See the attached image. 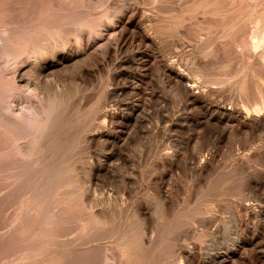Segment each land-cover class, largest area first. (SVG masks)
<instances>
[{
    "label": "rangeland",
    "instance_id": "rangeland-1",
    "mask_svg": "<svg viewBox=\"0 0 264 264\" xmlns=\"http://www.w3.org/2000/svg\"><path fill=\"white\" fill-rule=\"evenodd\" d=\"M15 1L0 0V5L16 4ZM36 1L29 0V4L26 2L17 3V11L13 14L12 11L11 13L0 11V15L3 13L2 17L8 19L7 21L18 26L23 24V29L26 27L25 31L23 30L25 33L23 32L24 34L17 43L21 54L9 59V56L1 53L0 48V102L8 106L15 105L20 110L23 109L22 112L25 115H33L36 112V107L43 105L45 96L49 92L52 94L56 89L58 91L64 88L66 96L63 98L61 110L63 114L66 113L65 116L71 115V118L66 116L68 119L64 140L66 143L64 142L65 145L60 150L37 148V151L34 150V154L27 157L15 154L14 146H10L12 145V130L10 131L9 128L5 130L4 126H0L4 132L2 144L5 141L3 150L0 151V157H2L0 159V264H186L183 251L189 250L190 247H192L195 256L203 260H207V257L216 254L215 252L225 253L227 243L228 245L230 243L231 247L233 246L230 241H232L236 226L232 225V221L239 215L244 216L240 207L241 200L247 201L248 199V201L256 202L257 194L264 193V158L253 153L254 151H251L250 148L254 144V146L264 144V130L254 132L255 136L252 135L254 139L251 138L250 133L246 132L224 136L217 146L218 152L211 159L212 167L205 170L206 173L205 171H202L201 174L193 172L188 166L186 158L189 152L198 151L200 144L209 140V133L201 126L198 127L189 121L181 120L180 117L185 114L196 113L194 110H184L180 106L183 103L180 95L164 86L165 88H162L161 91L167 98L166 105L161 106L156 102L151 104L144 115V124L148 128H132L127 140L120 143V146H116L109 170L95 175L94 167L110 153V147L106 145L105 140L93 132L108 122L107 120L105 122V118L98 112L104 108L114 107L115 101H124L127 97L126 93L119 96L109 94L110 87L114 85L112 76L116 70L113 60L102 61V52L98 48H94L92 58L75 64L76 66L60 69L57 74L55 72L54 75L46 77V81L39 82L42 89L38 86L39 90L36 88L31 92L19 90L20 86L23 88V85L16 82V72L23 67L30 74L37 66L38 57V59L50 57L51 54L62 51L65 47L81 45L79 37L77 38L75 32L72 31L74 25L70 22V17L79 16L85 12L84 9L87 7H89L88 16L86 15L85 19L82 17L85 24L83 29L91 34L103 32L105 25L113 22L114 17L110 15L111 9L120 6L137 7L140 9V13H144L141 16L144 15V22L147 23L149 29H158L155 30L156 32L153 29L149 30L151 33L154 32L156 53L158 52L164 57L167 56L168 59H171L175 52H177L176 54L181 53L179 61L183 67H187L186 65H189L194 57L204 61L212 58L215 63H212L213 65L208 63L212 72L209 76L223 78L229 94L227 101L233 105H239V103L241 105L242 98L235 87L236 81L243 76L246 68L254 67V71L261 72L259 73L261 76L264 75V70H262L264 66L257 58L259 52L264 49V40L255 49L246 46L248 39H257L255 30L259 24L264 23V0H248L249 4L247 0H90L88 1L90 6L85 7L66 4V0ZM55 2H62L61 4L64 2L65 4L63 7L55 6ZM78 4H86V2ZM196 16L198 17L196 18ZM175 17L180 19V21L177 19L179 25L174 24ZM32 18L37 19L38 22H33L35 19ZM42 19L49 21L47 20L46 23ZM256 21L259 23L257 24ZM37 23L38 25H36ZM30 24H34L35 27L31 28ZM171 24L172 26H170ZM228 26L232 28L229 32L226 31ZM3 27L0 25V37L5 35ZM196 28H198L197 31ZM179 29L183 34L179 33ZM204 32L206 33L204 34ZM7 39H9V35ZM176 42L177 44L180 42L181 45L178 46L175 44ZM175 45L178 48H173L176 47ZM129 52L130 50H127L124 53L130 54L131 52ZM124 53L122 52V54ZM220 58L225 59L220 60ZM227 58L228 60H226ZM215 66L216 68H214ZM230 66L231 69H229ZM85 69L89 70V74L84 73ZM159 70L156 67V72ZM213 71L217 74H214ZM199 73H194L196 75L193 74L194 77L202 78ZM221 73L224 74L221 75ZM122 79V82L126 79L127 82L130 81L129 78ZM249 82L248 89L250 86L252 88L253 84V82ZM139 83L140 91H144L147 86L142 81ZM251 88L248 97L252 100H260L259 93H256L258 91H255L256 87L252 91ZM14 89L16 94L7 97L9 91H14ZM17 91H19L18 94ZM20 92L22 96L19 94ZM232 100L234 101L232 102ZM101 105L102 108H100ZM28 106L29 108H27ZM5 111L6 109H4ZM179 111L180 114H177ZM98 122L101 123V126ZM91 124L92 127H90ZM85 132L90 134H85ZM259 134L262 136L260 137ZM92 137L94 138L92 139ZM174 149L179 150L177 152L183 160L177 166L170 168L163 160L165 152ZM33 159H38V162L36 163V160ZM162 189H165L164 191L168 194L167 199L171 207H169L168 215H162L161 209H159L161 208L159 201L161 202L162 194L165 193ZM169 197L171 198L169 199ZM107 203H110L111 207ZM103 204L107 208H104ZM207 204H210L212 210L201 211ZM70 205L71 208L66 211L65 217L56 225L57 227H49L46 230L40 228V226H44L42 222L44 214L50 210H60ZM131 209L134 211L142 209L147 219L146 223L150 224L132 223L133 218L131 217L134 211ZM117 211L119 212L117 213ZM113 217L115 221L112 219ZM261 217H251L249 221L251 223L259 221L264 229V216ZM67 225L68 227H66ZM236 229L241 230L242 226L238 224ZM262 232L264 233L263 230ZM118 234L122 240L118 238ZM127 238L134 240V245L132 243L125 245L123 242ZM244 251V260L242 261L244 264H260L255 259L251 248H247L245 254ZM227 263L236 264L232 259H228Z\"/></svg>",
    "mask_w": 264,
    "mask_h": 264
},
{
    "label": "bare ground",
    "instance_id": "bare-ground-1",
    "mask_svg": "<svg viewBox=\"0 0 264 264\" xmlns=\"http://www.w3.org/2000/svg\"><path fill=\"white\" fill-rule=\"evenodd\" d=\"M28 1L29 0H16L15 1L16 4L15 3H12V5H11L9 3L10 6H8L9 4L8 5L7 4L6 5H0V11L6 12V13H9V12L11 13V11H12V14H13L15 11H17V8H18L17 7V3H22V2L23 3H25V2L28 3ZM31 1H35V0H31ZM37 1H40V0H37ZM53 1H55V0H53ZM66 1H67L66 4L67 3L68 4H73V5L75 4V6H79V7L90 6L89 5V2H88L90 0H66ZM84 1L86 2V4H81V5L78 4L80 2L83 3ZM208 1H210V0H208ZM249 2L250 1H248V4H249ZM252 2H254V1H252ZM34 3H33V5L36 6ZM61 3L55 2L54 4H56L55 6H62L63 7V4H65V3L64 2H63V4H61ZM245 3H247V2H245ZM33 5H31V6H33ZM66 6H68V5H66ZM88 8L89 7H87V9H84L85 12L82 11L83 13L80 14L79 16L77 15V16H72V18L70 17V22L74 25V27H73L74 30H72V31L75 32V35H77L76 36L77 38L79 37V40H80L79 42L81 43V45L78 44V45H75V46H70L69 48H66L65 47V48H63L62 51H58V52H55V53L51 54L50 57H42L40 59H38L39 58L38 57L37 58V60H38L37 66L34 69V71L32 70L33 71L32 73H30V74H29V72L27 73V71H26L27 69L26 68L24 69L23 67L20 68L16 72V82L23 85V88L20 86L19 90L21 89V90H23L25 92H31V91H33L36 88L38 89L39 82L46 81V79H47L46 77H49L50 75H54L55 72L57 74L59 72V70L62 69V68H65V67H68V66L73 67V66H76L75 64H80V63L88 60L89 58H92V50L94 48H98L100 50V52H102L101 53L102 54V61H105L106 59L113 60V62L116 65V70H115V72L113 73V76H112V79L114 81V85L112 87H110L109 94H113V95H118L119 96V95H121L123 93H126L127 94V97H125L126 99L124 101H119V100L115 101L114 107H111L110 106L111 108H104L100 112H98V113H100L99 115H101L102 117L105 118V122H106V120L108 122L105 123L102 128H100V126H101L100 124L101 123L98 122V124L100 126L98 124L97 125L99 126L100 129H97L96 128L97 130L96 131H93V132L97 133V135L101 139L103 138L105 140L106 145L108 147H110V153L107 154L102 161H100L99 163H97L96 167L93 166L94 167V171L93 172H94L95 175L97 173L102 172V171L109 170L110 163H111V159L113 160L112 157L114 156V151H115L116 146L117 145L120 146V143H123V142H125L127 140L128 135H129V133H130V131H131L132 128H134V127H140V128L141 127L142 128L143 127H147L144 124L145 123L144 115L146 114V111H147L148 107L151 104H153L154 102H156V103L160 104L161 106L166 105L165 103H167L166 102L167 101V98L164 96V94L161 91V89L162 88H165V87H168L171 91H174V93L176 92V93H178L180 95L179 97H181L182 100H183V103L180 106H182V108H184V110L185 109H190V111H193L194 110L195 113H196V114H193L194 113L193 112V113H190V114H185V116L180 117L181 120L187 121V122L189 121V123L191 122L192 124H194V125H196L198 127L199 126L203 127L204 130L208 131L209 136H210V137L208 136L209 137V140L204 141V142H202L200 144V148H199L198 151H195V152L191 151V152H189V154H188V156L186 158V159H188L187 160V162L189 163L188 166L190 167V169L193 172H196V173H200L201 174L202 171H205V170L207 171V169L209 170L210 167H212V165H210L211 164V159H212V157H214V155L216 154V152H218L217 151V148H218L217 146L220 144V142L224 138V136H226V135L228 136L229 134H232V133H236V134L238 133L239 134V133H245V132L246 133H250L249 135H251V136L252 135L255 136L253 134L254 132H257L259 130L260 131L261 130L262 131L264 130V75H263L264 72L262 74L263 76H261L259 74L261 72L258 73L256 71H254L255 68L253 67V65H251V67H253L254 69L253 68L252 69L246 68L247 69L246 72L235 83V87L238 89L239 96H240V98H242L241 99V101H242L241 102V105H240V103H239V105L238 104H234L233 105V104H231V102H228L227 101L229 99V94L227 93V88L225 87L227 84L224 83L223 78H221V77H210L209 76V74L212 73V72H211V69L208 66V63H210V64L213 63L212 58H210L211 60L204 61V60L196 59V57H194L192 59L191 58V55H190V58L192 59L190 61V64L189 65H186L187 67H183L182 64H180V61H179L180 58H181V53L180 54H176L177 52H175L173 56L171 55L172 57L170 56L171 59L166 58L167 56L166 57L162 56V54H159L158 52L156 53V50H155L156 47L154 46L155 45V41H156L155 38H154V34H153L154 32L152 31L153 33H151L149 31V30H152L153 28L149 29V27L146 25L147 23L145 24V22H144L145 19H143V16L144 15L141 16L144 13H140V9H138L137 7L136 8H132L130 6H126V7L125 6H120L119 8L111 9L110 15H111V17H114L113 22L107 23L105 25L106 27L104 28L103 32H101V33L96 32L97 34H91L89 31L86 32L83 29L84 28V25H85L84 24V19H85L84 17L88 14ZM161 11H163V10H161ZM89 12H90V10H89ZM157 12H160V11H157ZM2 14L0 15V25H3L5 27V28L3 27V29H5L4 34L6 36L5 35H3V36L1 35L0 40L2 39V42H0L1 43V47L0 48L2 50L1 53L9 56L10 57L9 59H11V58L16 57L20 53L19 49L17 48V43L20 41L19 38L22 36V34L25 33L24 32L25 31L24 29L26 27L24 26L25 28L23 29V26H22L23 24L21 26L20 25L18 26L15 23H11V22L7 21L8 19L7 20L4 19L2 17ZM12 14H9V15H12ZM177 14H178V12H177ZM184 16H186V15H184ZM197 17L198 16H196V18ZM172 18L174 19V17H172ZM183 18H185V17H183ZM177 19H179V18L177 17L175 19L176 22L174 24L179 23L180 19H179V21ZM258 19H259V17H258ZM42 20L46 21V23H47V20L48 19H42ZM10 21H11V19H10ZM35 21H37V19H35L33 22H35ZM33 22H31V23H33ZM256 22H257V24L259 23L258 21H256ZM167 23H168V20H167ZM190 24H193V23H190ZM195 24H197V23H195ZM211 24H213V23H211ZM33 25L30 24L31 28H34L35 27ZM36 25H38V23ZM43 25H44V23H43ZM177 25H179V24H177ZM170 26H172V24ZM37 29H38V27H37ZM180 29H179V33H182V32H180ZM231 29H232L231 26H228V28L226 29V31L229 32ZM153 30L155 31V30H158V29L155 28ZM159 30H161V29H159ZM192 30H190V31H192ZM197 30H198V28H196V31ZM163 33H164V31H163ZM205 33L206 32H204V34ZM255 34H256V37H257L256 40L255 39L254 40L248 39L247 42H246V46L249 47V48H252V49H255L264 40V23L259 24V27L255 30ZM8 35H9V39H7V36ZM184 37H185V35H184ZM214 39H215V37H214ZM210 41H211V39H210ZM210 41H209V44H210ZM219 41H222V40H219ZM177 42L175 44H177ZM182 42H184V41H182ZM179 44H180V42L177 45L179 46ZM186 47H188V46H186ZM173 48H178V47L176 46V47H173ZM225 49H226V46H225ZM229 49H230V47H229ZM127 50H130L131 53L130 52H129L130 54L124 53ZM175 51H177V50L175 49ZM122 52L124 54H122ZM254 53H255V51H254ZM255 55H252V56H255ZM220 57H222V56L220 55ZM223 57H224V55H223ZM257 58L259 59V62L264 66V49L261 52H259ZM224 59L220 58V60H224ZM226 60H228V58ZM231 61H232V59H231ZM187 63H189V62H187ZM214 63H215V60H214ZM217 63H219V62H217ZM254 63H255V61H254ZM248 64H249V62H248ZM217 65L219 66V64H216V66ZM216 66L214 68H216ZM156 67L158 68V70L160 69L159 70L160 72L159 71L156 72ZM231 68L232 67L230 66L229 69H231ZM233 69H235V68H233ZM239 70H238V72H239ZM262 70H264V69H262ZM83 71H84V73L89 74V72H88L89 70L87 71L85 69ZM196 72H198V73L200 72L199 74L202 75L201 76L202 78H196V77H194V75H195L194 73H196ZM213 72H214V74H217V73H215V71H213ZM214 74H212V75H214ZM223 74L221 73V75H223ZM122 78L123 79L124 78H129L130 81L127 82L126 81L127 79H126L123 82H127V83H123L121 81ZM227 80H228V78H227ZM249 80H251L250 82L251 83L253 82L254 87H256L257 90L255 89V91H258L256 93H259V96L261 97L260 100L259 99L252 100L251 98L248 97L249 96V92H250L249 89L251 88V86H250V88L248 89V82H249ZM139 81L144 82L145 85L147 86L144 91H140L141 89H140V83H139ZM253 84H252L251 91L254 88L253 87ZM41 85H44V84H41ZM39 87L41 88V86H39ZM45 89H47V88H45ZM45 89H44V91H45ZM15 91L16 90L14 89V91L10 90L9 91V94L6 93L7 94V97L14 96V94H16ZM18 92L19 91H17V94H18ZM64 92H65L64 88L62 90H58V91L56 89V91L52 92V94H49L50 93L49 92L47 94V96H45V99H44L45 102L43 103V105L36 107V112L33 111V112H35V114H33V115L32 114L25 115L24 112H22L23 109L20 110V108H17V106L15 107V105L8 106L7 104L0 102V126L1 125L4 126L5 127V130H6V128L7 129L9 128L10 131L12 130V145H10V146H14V152H15V154H20L23 157L24 156L27 157L29 155H32V153L34 152V150L37 151L36 150L37 148L38 149H41V150L42 149H50V150H54L55 151V150H60L63 147V145H65L66 142L64 140L66 138L65 135H66V130H67V128H66L67 127V122H68V119H67L66 116L68 114L65 116L64 114H66V113L63 114V111L61 110V107H62V104H63V98H64V96H66ZM19 94L21 95V92ZM250 95H251V93H250ZM254 96H255V94H254ZM233 101L234 100H232V102ZM70 102H72V101H70ZM238 102H239V100H238ZM234 103H236V102H234ZM24 105H26V104H24ZM28 105L30 106V103ZM29 106L27 108H29ZM97 107L99 109V106H97ZM24 108H25V106H24ZM100 108H102V105L100 106ZM4 109H6L5 112H4ZM68 111H70V110H68ZM177 114H180V111ZM73 115H74V113H73ZM93 122L96 123V121H94V120H93ZM92 124H91L90 127H92ZM93 127H94V125H93ZM93 129L95 130V128H93ZM196 129H198V128H196ZM2 130L3 129H0V151L3 150L2 149L3 148V144L5 143V141H4L3 144L1 142V140H3V138H4V132ZM90 131H92V130H90ZM87 133H89V132H87ZM87 133L85 132V134H87ZM93 134H92V136H93ZM259 135H260V137L262 136L261 134H259ZM253 136L251 138H253ZM93 138L94 137H92V139ZM253 139L251 141L252 143H253ZM90 140H91V137H90ZM254 145H252V147H250L251 148V151H254L253 153H257L258 155H260V156H262L264 158V144L263 145L262 144H260V145L257 144V146H254ZM7 146H5V147H7ZM163 149H165V148L163 147ZM177 151H179V150H175L174 149L173 151L172 150L171 151L169 150V151H166V152L164 151L165 152V158H164L163 162H165L170 168H173V167L177 166L179 164V162L181 160H183V159H181L182 156L180 157V154ZM6 153H7V151L5 152V154ZM37 154H35V155H37ZM49 154H51V153H49ZM158 154H159V152H158ZM12 156H13V154H12ZM0 159H2V157H0ZM40 159H41V157H40ZM114 159H115V157H114ZM186 159H185V161H186ZM14 160H16V159H14ZM33 160H36L35 161L36 163L38 162V159H33ZM161 163H162V161H161ZM214 164H216V163H214ZM29 167H31V166H29ZM212 169H214V168H212ZM206 171H205V173H206ZM102 173H105V172H102ZM37 174H38V172H37ZM95 175H94V177H95ZM55 178H56V175H55ZM165 178H164V180H166ZM13 179H14V177H13ZM218 179H219V177H218ZM162 183L164 184L163 181H162ZM10 186H11V184H10ZM254 186H256V185H254ZM164 192L165 193L162 194L163 195L162 196L163 198L161 197L162 199H160L161 202L158 200L159 203H160V206H161V208H159V209H161L162 215H168L170 204H169V200L167 199L168 194L166 193V191H164ZM257 195H258V197L255 200L256 202H253L252 201L253 203L251 201H248V199H247V201H244V199H243V201L241 200L240 207H241V212L242 211L244 212V216L242 217V216L239 215L240 217L238 216V218H235L232 221V225L234 227L235 226L237 227V225L239 224V225L242 226V229L241 230H237L236 227H235V230L233 231L232 241H230L231 244L233 245L232 247L230 246V243H229V245L227 243L228 246L226 245V248H225V251H224L225 253L215 252L216 254L210 255L209 257H207V260L198 259L195 256V254L193 253V251L191 249L192 247H190L189 250L186 249L185 251H183V258L186 260V261L184 260L186 262V264H194V263H197V264H228L227 263L228 262V259H232L233 261L236 262V264H244L242 262L244 260L243 259V256H244L243 255V251L245 250L244 251V254H245L247 248L248 249L251 248L253 250V252H254L255 259L258 260L260 264H264V241H263L264 237H262V236H264V233L262 232V230L264 231V229H262V225H261V223L257 219L256 220L258 222H255V223H253V222L251 223L249 221V218H251V217L260 218L262 216L261 218H263V216H264V193H262L261 195H259V194H257ZM170 198L171 197H169V199ZM32 199H33V196H32ZM98 202H100V201H98ZM155 202H157V201H155ZM96 203H97V200H96ZM115 203H117V202H115ZM93 204H92V206H93ZM87 205L89 206L90 203L87 204ZM98 205H96V206L98 207ZM104 205L105 204H103L102 206H104ZM102 206H100V207H102ZM109 207H111V206L109 205ZM69 208H71V205L70 206H67V207H64V208H62L60 210H54V209L53 210H50L49 212H47L46 214H44L43 215V218H42V222H43V225L44 226H40V228L41 229H44V230H46V228H49V227L55 228V226L58 225L59 222L65 217V213H66V211ZM104 208H107V207L104 206ZM114 209H115V206H114ZM138 209H140V208H138ZM211 210L212 209L210 207V204H207L201 211L208 212V211H211ZM106 211H108V210H106ZM120 211L122 213V210H120ZM132 211H134V210H132ZM118 212L119 211H117V213ZM39 213H41V212H39ZM103 213H106V212H103ZM106 214H104V215H106ZM241 214H243V213H241ZM84 215H85V213H84ZM90 216H92V215H90ZM97 217H99V216H97ZM114 217L112 219H114ZM121 217H123V216H121ZM101 218H102V215H101ZM131 218H133L132 223H135L136 222L137 224L138 223L139 224H148V222L146 223L147 219H146L145 213L142 211V209L141 210L134 211V213H133V215H132ZM105 219H106V217H105ZM115 219H116V217H115ZM115 219H114V221H115ZM107 221H109V220L107 219ZM121 221H123V220H121ZM66 227H68V225ZM142 228H144V227H142ZM113 229H115V228H113ZM139 230H141V229H139ZM120 232H122V231H120ZM131 232H132V230H131ZM62 233H63V231H62ZM121 234H120V237H121ZM123 235H125V234L123 233ZM260 237H262L261 240H260ZM118 238H119V234H118ZM119 239H121V238H119ZM127 239L124 240V242H123L125 245H127V244L131 245V243L133 244V241L134 240L132 241L130 238H127ZM144 239H145V237H144ZM136 240H137V238H136ZM136 245H138V244H136ZM152 246H153V244H152ZM147 256H148V254H147ZM108 262H111V261H108ZM169 263H171V262H169Z\"/></svg>",
    "mask_w": 264,
    "mask_h": 264
}]
</instances>
